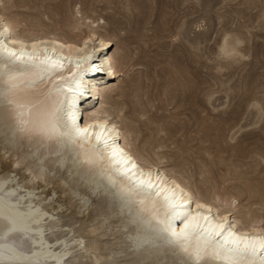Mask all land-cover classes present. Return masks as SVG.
<instances>
[{
  "label": "bare ground",
  "instance_id": "obj_1",
  "mask_svg": "<svg viewBox=\"0 0 264 264\" xmlns=\"http://www.w3.org/2000/svg\"><path fill=\"white\" fill-rule=\"evenodd\" d=\"M86 26V32L79 29L69 37L37 32L8 16L0 3V41L17 52L51 56L63 64L44 72L20 62L5 67L7 59L0 57V199L21 214L29 240L22 251H5L0 264H185L204 241L193 230L184 251L159 233L169 218L164 197L172 192L190 201L193 211L197 204L206 205L215 222L226 220L237 234L264 236V219L239 211L233 197L197 195L171 169L130 147L119 121L130 109L124 98L132 91L113 83L131 59L129 50L123 47L117 60L115 38L101 33L93 20ZM98 124L108 130V148L97 145L94 136L75 135V128ZM112 148L122 150L137 168L125 174ZM149 172L156 184L151 193L129 178ZM113 221L122 238L118 244L123 243L118 249L101 238L103 227ZM7 243L15 247L13 240ZM201 254L200 264H223ZM262 260L264 252L252 264Z\"/></svg>",
  "mask_w": 264,
  "mask_h": 264
},
{
  "label": "rangeland",
  "instance_id": "obj_2",
  "mask_svg": "<svg viewBox=\"0 0 264 264\" xmlns=\"http://www.w3.org/2000/svg\"><path fill=\"white\" fill-rule=\"evenodd\" d=\"M0 3L37 32L69 37L98 23L115 38L117 60L129 50L113 83L132 91L119 121L130 147L195 194L233 197L239 211L264 219V0ZM103 232L104 241L123 246L117 221Z\"/></svg>",
  "mask_w": 264,
  "mask_h": 264
},
{
  "label": "snow or ice",
  "instance_id": "obj_3",
  "mask_svg": "<svg viewBox=\"0 0 264 264\" xmlns=\"http://www.w3.org/2000/svg\"><path fill=\"white\" fill-rule=\"evenodd\" d=\"M0 57L7 59V64L15 65L20 62L25 68L29 66L40 68L41 71L49 72L58 67L62 68L63 64L58 59H53L51 56H45L42 59L35 54H29L24 51L17 52L15 48H9L0 41ZM39 60L37 64L36 61ZM14 79L9 75L8 81ZM73 125H75V117ZM106 123V122H105ZM55 128V125H53ZM76 136L95 137L97 145H102L103 148L110 147L108 144L109 136L108 130L104 124L88 126L83 128H75ZM111 155L118 164H123L125 167V174H130L137 165L131 161V158H125L122 150L112 148ZM119 156V159L117 157ZM130 165V167H129ZM133 183L141 190H148L150 193L156 190V184L153 182L151 172L145 176L143 173L136 178L134 175L129 176ZM157 180L160 177L157 176ZM161 191H165L161 189ZM160 192H157L159 195ZM167 202L168 221L167 225L159 229V233L169 243L180 246L184 251V242L187 241L193 230H199L201 238L204 241V247L201 249L197 247L192 254L190 260L185 261V264H200L202 260V251L208 259H215L223 261V264H252L258 256V253L264 252V236H249L247 234L241 235L234 232L231 226H228L225 221L215 222L214 216L207 214L211 212L204 204L195 205V211L191 209L190 201H182L174 192L171 195H165ZM188 209V211H184ZM206 210V211H205ZM173 221H179L182 226L179 228L173 226ZM164 224V221H160ZM28 229L24 224L23 218L19 212L9 203L0 199V256L5 251L15 252L17 248L21 251L28 245L27 237ZM11 239L14 245L7 243ZM147 242V241H145ZM210 249V251H207ZM154 264H167V261L160 260ZM207 264V261H204ZM264 264V260L261 261Z\"/></svg>",
  "mask_w": 264,
  "mask_h": 264
}]
</instances>
